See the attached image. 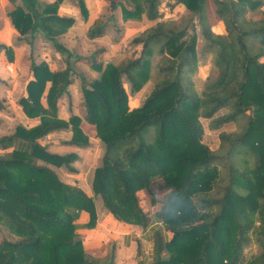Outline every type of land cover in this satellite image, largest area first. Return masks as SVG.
<instances>
[{
    "label": "trees",
    "instance_id": "trees-1",
    "mask_svg": "<svg viewBox=\"0 0 264 264\" xmlns=\"http://www.w3.org/2000/svg\"><path fill=\"white\" fill-rule=\"evenodd\" d=\"M9 1L14 6L8 16L19 38L41 33L66 58L63 69L51 70L31 56V77L18 103L38 123L18 124L0 135V224L12 235L0 241V264H113V248L92 257L77 232L96 224L93 198L53 169L65 165L74 171L71 162L78 154L51 153L40 141L50 132L70 130L64 143H89L79 116L58 115L59 100L68 95L71 52L57 37L75 19L58 13L63 0ZM72 1L86 17L84 0ZM105 1L109 19L119 6L123 20L144 16L155 23L131 38L137 53L104 65L93 61L100 76L89 82L80 77L84 119L104 148L93 172V193L115 220L146 228L151 221L137 192L162 179L158 188L165 194L154 213L159 224L140 264H264V9L257 20L246 17L262 0H211L224 33L208 24V0L166 2L169 9L183 5L189 11L178 23L160 20L161 0ZM195 17L205 39L201 54H211V72L200 88L193 80L201 55ZM105 28L106 21L96 19L86 35L101 36ZM0 50L11 48L0 44ZM123 80L131 93L152 81L140 106L129 109ZM221 109L225 112L217 115ZM201 118L211 129L229 123L237 128L221 130L218 147L211 149L202 141ZM223 176L226 183L217 196L214 189ZM83 211L88 220L78 224ZM252 244L257 249L247 256L245 248Z\"/></svg>",
    "mask_w": 264,
    "mask_h": 264
},
{
    "label": "rangeland",
    "instance_id": "rangeland-1",
    "mask_svg": "<svg viewBox=\"0 0 264 264\" xmlns=\"http://www.w3.org/2000/svg\"><path fill=\"white\" fill-rule=\"evenodd\" d=\"M162 2L161 4L164 5L168 1H162ZM263 7H264V3H261L260 6H258L257 8L261 9ZM206 13L208 17V24L212 27V29H214L213 26L215 25L216 20H212L211 22L210 19L212 14L215 15L214 5L212 4L211 0H209L208 3L206 4ZM257 13L260 14L257 10L251 13L247 11L246 17H248V19L255 18L257 16ZM106 15L107 13L103 14V17H105ZM187 17H189L188 10L184 13L182 12L178 14L176 19L179 20L177 21V23L181 19H187ZM215 17L218 18L216 15ZM192 23L195 25L196 34H197L196 47L198 53L201 54V51L203 50V46L205 44V39L201 33V27L196 17L193 19ZM135 29L136 27L122 34L120 33L119 30L118 31L113 30L111 34H108V37L106 38L107 43L118 44L117 47L119 53L118 55L112 57L113 62H118L120 60L128 58L132 54L137 53L138 48L130 44L131 38L140 32V31H135ZM92 51L93 50L91 45H85L83 52L81 51L84 54L81 55L77 53L76 55H70L68 57L71 66L70 83L67 86L68 95L65 94V96L63 95L64 97L63 96L62 97L64 99L63 103L65 105L64 110L68 111L69 116L64 119H68L72 114H75L81 118V121L85 120L84 119L85 108L81 95L80 77H82L86 82L98 78L100 76V71L96 70V72H94L91 70L92 61L97 63H102L103 65L106 64L107 62H110L108 60H104V58L100 57V55L97 54L93 55ZM57 53L58 54H54V55L52 54L51 59L49 61L53 69L61 70L65 67L66 53H64V55H61L58 51ZM37 59L39 60L38 61H36L35 59L34 60L36 62H39L41 60L46 61L43 58V56ZM153 59H154L153 62L155 63V61L158 60V57H155ZM262 59L264 60V57ZM210 72H211V54L209 52L208 53L206 52L200 55L198 70L197 73L193 76L194 83L200 88L203 84V81L210 74ZM23 77H25V75ZM123 85L128 94V100H127L128 107L129 109H132L142 104L144 98L152 88V81L147 82L140 90L133 93H131L127 81L123 80ZM223 112H225V109H221L220 111H218L217 115ZM81 121H80V128L88 137V141H89V143L86 146L79 147L76 145L64 143L63 141H66L64 139H66L67 137H68L67 139H69L71 137L70 130H56L55 134H53L50 138L45 139L44 136L40 138V141L42 144L45 145L46 150L49 152L50 150H48V148L51 147L50 144L51 139H54L53 141H56L59 144H61V146L58 145L60 146V148H58L57 151L52 150L51 153L64 155L66 153L76 152L78 154V158L73 162H71V165L75 169L74 171L67 170L65 165L59 167L53 166V169L55 170L58 177L63 182L79 186L84 191L86 190L88 191L89 189L90 192L88 193L93 198L97 213V220L95 226L92 228H86L83 226L77 228V232L80 234L81 239L83 240L84 249L88 255L96 258H101L108 253L110 248H113L115 252L113 261L115 260L116 257V259L118 260L121 259V262H119L120 264H124V263L140 264L141 261L147 259V256L151 251V242L149 244L148 238L142 240L138 237H134L132 247L126 248L125 249L126 252L120 253L119 251H117V247H116L117 245L115 244L116 240H114L113 238L115 237L113 234L117 233V231L116 229L113 228V225L115 223L111 220V218L116 222H120V221L115 220L111 216V214L103 206L101 198L98 195H95L91 188V181H92L94 169L101 164V157L104 151L103 144L96 135V129L94 125L89 124L93 128V133H92L89 130V128L83 130V128L81 127ZM200 121L203 126L202 141L206 143L211 149H216L218 147L219 144L218 133L221 130L233 131L237 128V124L229 123L223 125L219 129H211L209 127L208 119L201 118ZM67 147H71L72 149ZM8 149L11 150L12 147H9ZM0 152H3V150L1 149ZM161 182H162L161 178H156L150 183L148 189L144 188L137 192L140 205L142 206L143 210L146 212L149 221L155 220L154 213L160 209L162 204V199L165 194V191L158 188V185H160ZM219 182H220V186L214 189V194L217 196L220 195L222 192L221 186L226 183V177L225 176L221 177ZM85 215L83 216L85 218H81L80 216L76 222L78 224L86 223V221L88 220V214L86 213ZM137 231L139 232L140 237L142 236L143 233H147L146 228H142L141 226H139V229H137ZM131 233L133 234V232H130V234ZM11 237H12L11 233H9V231L3 225L0 224V241L3 238L10 239ZM137 242L140 243L139 252H137ZM256 249H257L256 245L252 244L250 247L245 248V253L247 254V256H249L252 252H255Z\"/></svg>",
    "mask_w": 264,
    "mask_h": 264
},
{
    "label": "crops",
    "instance_id": "crops-1",
    "mask_svg": "<svg viewBox=\"0 0 264 264\" xmlns=\"http://www.w3.org/2000/svg\"><path fill=\"white\" fill-rule=\"evenodd\" d=\"M40 1L51 3L55 0ZM162 1L171 0H161V2ZM84 2L87 9L86 17L81 15L78 6L72 0H63L58 7V13L60 15L75 19L74 24L67 30V32L57 37L58 42H61L64 47L71 52V55H76L77 53L82 55L84 54L82 53L84 46L91 45L93 55H100V57L104 58V60L113 62L112 57L118 55L119 53L117 47L118 44H108L106 40L108 34H111L113 30H119L122 34L134 27H136L135 31H142L146 27L155 23V20H149L144 16L140 20H123L119 6L113 11L111 18L109 19L107 2L105 0H84ZM261 2L264 3V0ZM17 3H19V0L15 1V4ZM162 5L163 4L160 5V12L162 14V18L160 20L169 19L177 23L179 20L176 19L177 15L187 11L183 5H177L172 9H169L167 6H165V4L163 6ZM13 6L14 5L9 0H0V44L9 46L11 48L10 52L0 50V135L11 133L18 124L29 127L38 122L37 118L27 117L18 103V99L25 95V85L31 77V56L36 61L39 60L37 58L43 56L51 70H58L53 69L49 61L52 54L54 55L58 53L52 44L47 41L41 33H35L33 36L27 34L19 38V34L12 26L8 16V11H10ZM262 9H264V7L261 9L257 8L254 10H249L248 12L251 13L257 10L260 14L257 13V16L252 18L253 20H257L261 17ZM105 13H107V15L103 17V14ZM96 19H102L106 21L105 31L101 36L88 38L86 31ZM210 19L211 22L212 20H216L215 25L213 26L214 30L217 33H224L223 23L219 20V18H216L215 15L212 14ZM92 68L91 70L96 72V69ZM24 75L25 77H23ZM63 97H61L62 99L60 98L58 103V115L61 118H67L69 113L68 111L64 110L65 105L63 103ZM81 127L83 130L89 128V130L93 133V128L85 120L81 121ZM55 132L56 131L49 133L47 136H45V139L50 138L53 134H55ZM67 138L64 140H67ZM53 140L54 139L50 140L51 147L48 148L50 152L52 150L57 151V149L61 146V144ZM85 192L89 194L88 192L90 191L88 189V191L86 190ZM85 214L86 212H81V218H85L83 217ZM111 220L115 223L113 228L116 229L117 233L113 234L115 236L113 238L116 240L115 244L117 245V251L120 253H124L126 252V248L132 247L134 237H138L142 240L148 238L150 244L151 231L155 225L159 224V222L156 220H151L150 224L146 227L147 233H143L140 237L139 232L137 231L139 226L116 222L112 218ZM130 232H133V234H130ZM119 262H121V259L118 260L115 257L113 264H120Z\"/></svg>",
    "mask_w": 264,
    "mask_h": 264
}]
</instances>
